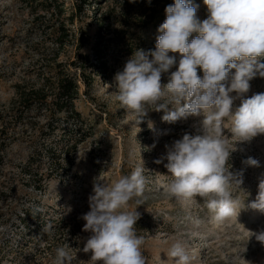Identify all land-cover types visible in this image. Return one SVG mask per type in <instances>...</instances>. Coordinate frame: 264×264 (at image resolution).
<instances>
[{
	"label": "rangeland",
	"instance_id": "1",
	"mask_svg": "<svg viewBox=\"0 0 264 264\" xmlns=\"http://www.w3.org/2000/svg\"><path fill=\"white\" fill-rule=\"evenodd\" d=\"M59 1L66 10L63 20H67L75 0ZM90 1L100 2L102 13L112 3V0ZM34 3L36 8L42 4L40 0ZM193 3L199 5V19H206L208 9L203 0H193ZM88 10L78 18L76 38H64L68 43L61 48L51 30L54 25H67L66 21H58V16H46L43 25H34L27 2L0 0V188L3 190L0 215L5 214L0 218V264H54L56 249L62 246H68L74 257L73 264L81 261L86 264L91 253H84L82 249L91 233L82 230L85 221L81 217L90 210L88 197L92 194L94 178L100 177L110 185L120 176L129 175L142 162L148 183L143 197L129 201V210L137 207L136 199L141 200L142 205L136 209L140 219L135 228L137 235L144 237L142 252L146 264H175L167 253L177 240L184 243L190 264H264V245L254 236L249 239L248 233L264 230V213L245 207L237 217L218 222L204 198H177L165 191L164 185L172 178L164 167L167 161L160 164L155 161L166 156V145L181 139L186 132L198 134L203 117L167 123L162 120L163 111H151L138 126L137 133L134 117L113 98L114 76L129 59L106 43L116 36L114 31L119 27L101 29L95 21L96 11L88 13ZM158 27L148 31V44L153 41V48ZM80 37L82 40L78 41ZM101 38L103 41L98 44ZM95 47L102 54L105 51L104 69L99 65L100 53ZM170 55L179 59L178 53ZM85 57L89 58L87 63H84ZM57 64L61 68L55 69ZM175 70L174 66L170 71ZM57 71L70 73L82 87L75 101L76 109L93 129V135L86 136L85 142L79 141L85 133H79L78 126H68L65 121L52 136L20 123V89L40 88L46 79L54 82ZM197 71L202 77V70ZM168 75L162 74V84L168 82ZM250 85L249 92L242 97L231 93L234 109L242 99L264 93V78L256 77ZM27 118L37 128L44 127L47 120L44 112L36 111ZM148 120L152 121L154 130L149 129ZM224 127L225 135L230 137L227 131L230 123L226 121ZM73 140L78 141L76 151L68 158L62 155L60 163L51 170L46 148H65ZM234 144L230 139L229 145ZM236 147L228 166L233 172L243 170V183L239 187L233 184L230 191L248 205L255 200L258 184L264 179V134L249 142L237 143ZM248 157L257 159L260 166L242 163ZM29 164L35 168L33 181L25 175L26 168L31 167ZM39 186H43V191L37 190ZM24 214L27 228L19 219ZM45 225H51V230L45 232Z\"/></svg>",
	"mask_w": 264,
	"mask_h": 264
},
{
	"label": "clouds",
	"instance_id": "2",
	"mask_svg": "<svg viewBox=\"0 0 264 264\" xmlns=\"http://www.w3.org/2000/svg\"><path fill=\"white\" fill-rule=\"evenodd\" d=\"M203 3L208 9L203 20L197 16L199 5L193 0H174L165 8L166 19L158 27L155 50L134 51L114 76L113 98L134 117L137 133L151 111H163L162 120L167 123L203 117L198 134L186 132L166 145V156L155 163L167 161L164 167L172 177L164 185L168 194L183 199L204 198L215 219L223 222L237 217L245 207L264 213V179L258 184L255 200L245 205L230 191L233 184L239 187L243 183V170L233 172L228 166L237 143L264 134V93L242 99L235 109L231 95L244 96L250 90V81L264 78V0ZM193 33L195 37L189 40ZM170 53H178L179 59ZM174 66L176 70L170 71ZM165 73H169L168 82L162 84ZM226 121L230 123V137L225 135ZM148 127L154 130L151 120ZM230 139L235 141L234 146L229 145ZM242 163L260 166L252 157ZM144 172L142 162L110 185L100 177L94 178L88 197L90 210L81 217L85 221L82 230L91 233L82 249L91 253L86 264H146L144 237L137 235L135 228L141 200L136 199L137 207L129 210V201L144 195L148 183ZM50 230L51 225L44 226L45 232ZM248 233L249 239L254 236L264 245V230ZM167 255L175 264H190L180 240L171 245ZM73 259L68 246L56 249L54 264H73Z\"/></svg>",
	"mask_w": 264,
	"mask_h": 264
},
{
	"label": "trees",
	"instance_id": "3",
	"mask_svg": "<svg viewBox=\"0 0 264 264\" xmlns=\"http://www.w3.org/2000/svg\"><path fill=\"white\" fill-rule=\"evenodd\" d=\"M23 1L30 5V13L34 17V25H43L46 21V16H58L60 18L58 21H62L63 17L66 15L64 4H59V0H40L42 4L40 3L41 6L39 8L34 6L36 0ZM170 4H174V0H151L150 3L149 0H112L108 10L102 13L100 11V2L98 3V1L92 3L90 0H75V6L69 18L63 20V22H67V25L62 24L57 27L54 25L52 26L53 29L51 31L53 36L56 37L58 47L63 48L68 43L64 38H76L78 32H75V30L78 27L79 16H81L86 9H89L88 13L96 11L95 13L98 14V16L95 21L101 29L107 27L111 30L113 25H118L119 27L114 31L116 36L109 38V40L107 39L106 43L111 47H115L121 55L123 54L130 58L137 49H144L145 51L155 50L152 46L153 41H151L150 45L148 44V31L151 27H158L165 21V8ZM108 23H111V25ZM65 26H67L68 29H66ZM65 29L67 31H64ZM81 37H83V34ZM81 37L77 38V40H82ZM101 41H103V38H101L98 44ZM1 42L2 35L0 24V44ZM81 49H83V42L80 46V50ZM95 51L100 53V57L97 59L100 61L99 65L104 69L106 67L105 51L102 54L97 47H95ZM149 59H151V56ZM88 61L89 58L85 57L84 63H87ZM57 68H61V66L57 64L55 69ZM57 73L58 75L54 82L46 79L43 81L40 88L32 86L28 90L21 91L20 89L18 102L20 110L22 111L20 115V123L24 122L36 131H40L41 134L47 132L49 133L47 135L52 136L55 131L61 127L62 121H65L68 123V126H78L79 133H85V136L79 140L80 142H85L86 136L93 135V129L89 125H86L87 121L76 109L75 101L79 98V93L82 87H80L78 79L70 73L61 71H57ZM33 111L45 113L47 120L44 127L37 128V124H32L27 121L29 113ZM86 133L89 134L87 135ZM77 144L78 141H74L72 144H68L65 148H46L45 154L49 158L51 170L60 163L59 159L62 155H64L65 158H68L71 154L73 155V151H76ZM34 151L36 154L37 150L34 149ZM42 151L44 152V150ZM29 159H31V157ZM29 166L31 167L26 168L27 171L25 172V175L29 177L27 178L29 181H33L35 175L32 172L35 168H33V164H29ZM37 190L43 191V186H39ZM1 191L3 190L0 188V195L3 193ZM4 216L5 214H1L0 218H3ZM19 219L20 223H23V227L27 228L25 214Z\"/></svg>",
	"mask_w": 264,
	"mask_h": 264
}]
</instances>
